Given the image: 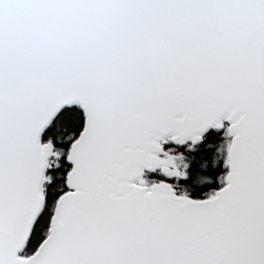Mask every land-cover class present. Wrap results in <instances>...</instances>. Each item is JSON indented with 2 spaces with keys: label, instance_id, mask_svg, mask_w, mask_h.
I'll list each match as a JSON object with an SVG mask.
<instances>
[{
  "label": "snow or ice",
  "instance_id": "6c2138e0",
  "mask_svg": "<svg viewBox=\"0 0 264 264\" xmlns=\"http://www.w3.org/2000/svg\"><path fill=\"white\" fill-rule=\"evenodd\" d=\"M0 264H264V0H0Z\"/></svg>",
  "mask_w": 264,
  "mask_h": 264
}]
</instances>
